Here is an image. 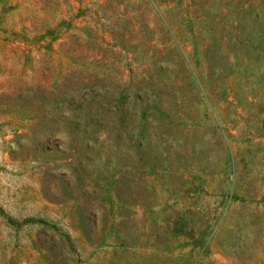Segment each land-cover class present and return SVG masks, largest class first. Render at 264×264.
Segmentation results:
<instances>
[{
    "label": "rangeland",
    "instance_id": "374dc122",
    "mask_svg": "<svg viewBox=\"0 0 264 264\" xmlns=\"http://www.w3.org/2000/svg\"><path fill=\"white\" fill-rule=\"evenodd\" d=\"M0 264H264V0H0Z\"/></svg>",
    "mask_w": 264,
    "mask_h": 264
}]
</instances>
